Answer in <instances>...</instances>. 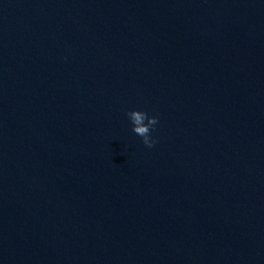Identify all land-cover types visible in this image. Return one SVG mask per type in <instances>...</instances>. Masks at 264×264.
Instances as JSON below:
<instances>
[{
	"label": "water",
	"instance_id": "water-1",
	"mask_svg": "<svg viewBox=\"0 0 264 264\" xmlns=\"http://www.w3.org/2000/svg\"><path fill=\"white\" fill-rule=\"evenodd\" d=\"M0 264H264V0H0Z\"/></svg>",
	"mask_w": 264,
	"mask_h": 264
}]
</instances>
